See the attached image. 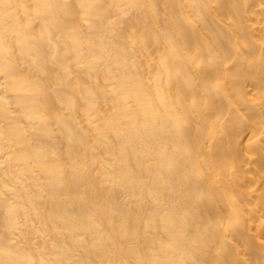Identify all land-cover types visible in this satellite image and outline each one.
I'll return each instance as SVG.
<instances>
[{
  "label": "bare ground",
  "instance_id": "6f19581e",
  "mask_svg": "<svg viewBox=\"0 0 264 264\" xmlns=\"http://www.w3.org/2000/svg\"><path fill=\"white\" fill-rule=\"evenodd\" d=\"M0 264H264V0H0Z\"/></svg>",
  "mask_w": 264,
  "mask_h": 264
}]
</instances>
